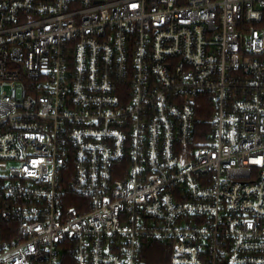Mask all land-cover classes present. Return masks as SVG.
Returning <instances> with one entry per match:
<instances>
[{"label": "built area", "instance_id": "obj_1", "mask_svg": "<svg viewBox=\"0 0 264 264\" xmlns=\"http://www.w3.org/2000/svg\"><path fill=\"white\" fill-rule=\"evenodd\" d=\"M0 170V264H264V0H0Z\"/></svg>", "mask_w": 264, "mask_h": 264}, {"label": "trees", "instance_id": "obj_2", "mask_svg": "<svg viewBox=\"0 0 264 264\" xmlns=\"http://www.w3.org/2000/svg\"><path fill=\"white\" fill-rule=\"evenodd\" d=\"M200 117L204 120L203 124L200 126V130L204 132H210L212 117L205 111L200 113ZM151 257L153 259V262H151L152 264H160L163 261H166L167 254L164 253V250L161 247H157L151 252Z\"/></svg>", "mask_w": 264, "mask_h": 264}, {"label": "rangeland", "instance_id": "obj_3", "mask_svg": "<svg viewBox=\"0 0 264 264\" xmlns=\"http://www.w3.org/2000/svg\"><path fill=\"white\" fill-rule=\"evenodd\" d=\"M4 172L2 170H0V175H2Z\"/></svg>", "mask_w": 264, "mask_h": 264}]
</instances>
